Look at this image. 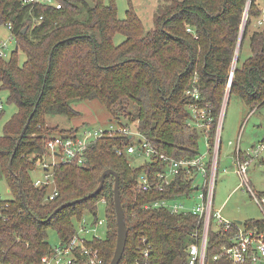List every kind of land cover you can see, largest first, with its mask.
<instances>
[{"label": "trees", "instance_id": "obj_1", "mask_svg": "<svg viewBox=\"0 0 264 264\" xmlns=\"http://www.w3.org/2000/svg\"><path fill=\"white\" fill-rule=\"evenodd\" d=\"M92 1L94 7L82 0L39 2L30 7L22 5V0H0V26L11 24L16 42L9 58L0 55V90H8L7 101L18 107L0 135V177L12 193V199L3 201L8 207L0 215V264H41L43 255L53 247L48 241L49 228L57 230L59 241L70 240L77 231L75 220L82 221L85 211L93 212L98 221L97 207L103 200L107 233L91 242L101 250L103 264H110L118 235L113 174L106 175L97 195L52 216L59 205L93 192L106 169L119 175L129 229L120 264H135L141 259L143 238L151 246L150 264H186L190 245L200 241L199 217L191 212L175 214L144 206L156 200L189 196L195 188L175 178L166 187L139 190L138 175L150 169L160 170L163 164L140 161L132 165L126 153L118 154L119 148L134 144L130 135L106 133L90 143L84 166L74 160L56 163L53 179L58 195L52 201L44 198L47 188L34 186L30 172L47 151L46 139L56 134H76L78 128L50 126L48 120L79 116L80 112L71 105L77 99L103 102L112 120L135 126L165 155H199L200 139L205 134L212 152L215 126L249 1L169 0L159 8L155 27L147 33L133 6L126 18L120 19L116 0ZM250 1L228 97L237 94L252 111L264 103V31L252 32L251 55L240 63L244 40L263 5V0ZM116 33L126 36L119 45L114 44ZM20 52L26 55L22 63ZM195 87L197 100L186 95ZM194 102L206 106L212 117L207 132L189 125V104ZM122 117L131 124L121 122ZM242 223L249 228L263 224V219ZM234 226L231 231H209L205 264H232L214 255L236 232L238 225Z\"/></svg>", "mask_w": 264, "mask_h": 264}, {"label": "built area", "instance_id": "obj_2", "mask_svg": "<svg viewBox=\"0 0 264 264\" xmlns=\"http://www.w3.org/2000/svg\"><path fill=\"white\" fill-rule=\"evenodd\" d=\"M43 2L52 4L54 0H22V5H28L30 7L35 6L37 3ZM56 7L60 8V4H56ZM260 30L264 31V0L260 17L258 18ZM9 29H12V25H8ZM191 31V29H188ZM8 39L0 45V55L6 57V50L9 49L11 40H14V36L11 33ZM236 57L233 61V67L230 71L227 79V88L224 99L223 108L220 111L219 120L215 126V135L213 141V150H208V137L205 134V145H207V151L201 152L199 155L189 158H175L171 155H165L159 152L149 139L138 131L135 126H128L127 124H119L115 126L110 124L108 127L97 129H85L76 132L71 137H62L56 135L46 139L45 148L46 152L42 154L35 162L36 166L42 168L45 173L41 178L33 180V184L36 188H47L45 195L46 201H52L57 198L58 190L53 179V171L49 172L50 168L54 170L56 163L58 162H72L73 160L79 165L87 163L85 153L87 147L93 141L103 137L106 133L114 134L121 132L125 135H130L133 138L134 144L129 145L125 149L119 148L118 154L126 153L131 155L133 160L147 161L152 164L160 162L163 164L160 170H147L142 172L137 177L136 187L139 190L147 191L152 187L159 186L160 188L168 186L175 178H181L184 182L191 183L195 188V191L184 197H174L169 199H161L153 201L152 203L145 204V208H159L165 209L172 213H186L191 212L198 216L201 220L202 230L199 238V242H195L190 245L188 249L189 260L186 264H205V254L208 243V234L212 230V223L218 224L217 230L223 229L225 231H231L234 225H238L235 233L229 238V242L222 244L218 250V253L214 255L215 259L225 257L232 264H264V195H258L253 190L250 184L249 176H247L248 166L253 161V158H259L264 152V139L261 142L256 143L254 146L246 150L241 151V131L238 138L235 141L230 140L229 144L236 146L235 164L236 173L241 177L243 185H246L247 191L250 192L257 205L263 212V224H256L249 228L244 226V223H238L237 221H228L222 216L220 210L217 212L213 208V201L215 198V188L217 183V170L219 166V155L221 152L222 142V120L223 110L226 103L229 100V90L233 83L234 70H235ZM187 96H191L196 100L199 99L198 88L189 89L186 91ZM5 109V103L0 100V113ZM191 118L189 125L195 129H202L207 132L210 124H212V117L208 112L206 106H201L199 103L194 102L189 104ZM35 156V155H33ZM151 164V165H152ZM193 199V204L189 205L186 200ZM5 199L0 195V215H3L2 211L4 207H8V203H3ZM105 203V200H103ZM82 220H85L84 218ZM85 223V222H84ZM104 224V222L97 221L94 224ZM107 225V223H106ZM76 233L73 237L66 241H59L58 244L52 247V249L43 255L41 264H103L104 259L101 255V250L93 244L91 241L98 236V228L96 226L88 227L84 224L79 225ZM96 233L90 238L86 237L90 233ZM198 237V233L195 234ZM144 245L140 247L141 259L135 264H150L151 246L147 244L146 238L142 239Z\"/></svg>", "mask_w": 264, "mask_h": 264}, {"label": "rangeland", "instance_id": "obj_3", "mask_svg": "<svg viewBox=\"0 0 264 264\" xmlns=\"http://www.w3.org/2000/svg\"><path fill=\"white\" fill-rule=\"evenodd\" d=\"M167 1L169 0H116V4L118 5V17L120 19H125L127 12L130 10L131 6H133L135 11L140 16L141 20H143L145 32L147 33L150 29L155 27V15L159 11V8L161 6L167 4ZM247 19L248 17H244L243 32L247 24ZM260 29L261 27L259 26L258 21H253L251 27L249 28L248 35L245 38L243 46L241 48L242 50L240 63H242L245 58L251 55L250 35L253 31H258ZM243 32L241 33V35L243 34ZM11 33L12 32L9 29L8 25L0 26V45L8 39L10 40L9 36ZM125 40L126 36L122 33H116L114 36L115 45H119ZM11 43L12 44L10 45L9 49L6 50L7 53L5 58H9L11 52L16 48L15 40H11ZM19 55L20 63H22L23 61H25L26 55H24L23 52H20ZM7 98L8 90H0V100L5 103L4 112L0 117V135L3 134L4 127L8 123L10 118L18 111L17 105H15L14 103H9L7 101ZM71 105L75 110L80 112L79 116L73 117L71 119L66 117H55V119H49L48 124L50 126L59 124L66 130L71 129V127L78 128L77 132L88 128L97 129L108 127L111 123L115 126L119 125V121L112 120L114 118L111 116L109 110L103 104V102L97 99L72 100ZM223 113V132L221 142L222 148L218 160V177L215 188L216 193L213 201V208L216 212L217 210H220L222 216L225 217L228 221L239 220L241 222H245L249 219L260 220L263 218V212L251 196L250 192L247 191L246 185H243L241 177L236 173L235 160H233V153H235L236 146H232L229 144L230 137H227V134L230 132L234 133L233 136H231V139H233L232 141H235L237 139V134H239V132L241 131L242 140L240 144H242L243 150L247 149V145L251 146V144L249 145V143L255 142L259 138H261L264 135V103L261 105V107H257L256 109L251 111L250 108H248L246 102L240 96L232 93L229 96V100L224 107ZM120 121L129 123V121L123 117ZM200 145L201 151L203 153L206 152L207 145H205V138L201 137ZM128 159L132 165H139L140 163V161L133 160L131 155H128ZM252 160L253 161L248 166L247 176H249L250 184L253 190L256 191L258 195H263L264 152H262L259 158H253ZM52 171L53 169L50 168L49 172L52 173ZM44 173L45 171L39 167L31 171L30 175L32 178V182L34 179L41 178ZM0 195L4 199H12V193L9 191L8 184L1 177ZM186 202L191 205L194 201L193 199H188L186 200ZM97 212V220H102L104 224H94L96 219L95 214L89 211H85V214L83 216L85 220H75V224L77 225V227L81 224H84L88 227L96 226L98 228V236L104 238L107 233V212L106 204L103 201H100L98 203ZM212 224V231L217 230L219 225L215 223ZM94 234L96 233H90L86 237L90 238ZM48 241L52 246L58 244L59 237L57 230L49 228Z\"/></svg>", "mask_w": 264, "mask_h": 264}, {"label": "water", "instance_id": "obj_4", "mask_svg": "<svg viewBox=\"0 0 264 264\" xmlns=\"http://www.w3.org/2000/svg\"><path fill=\"white\" fill-rule=\"evenodd\" d=\"M82 1H85L89 6L91 7H94V3L92 0H82ZM248 5H247V8L245 10V13H244V17L247 18V13H248V10H249V6H250V3L251 1L248 0ZM243 24H242V27H241V32H243ZM27 28L24 30L26 31ZM244 34V33H243ZM242 34V35H243ZM242 35L240 36V39L238 41V44H237V51H236V60H237V56H238V53L240 51V45H241V41H242ZM236 63V62H235ZM29 125V122L25 125L22 133L20 134V139L18 140L15 148H14V155L16 154L17 152V149L19 147V144L20 142L22 141V139L24 138V134L27 130V127ZM113 174L115 176L114 180H115V185H114V201H115V211H117V227H118V235H117V240H116V243H117V247H116V250H115V253L112 257V261L110 262V264H120L121 261H122V257H123V254L125 252V249H126V246H127V238H128V233H129V229L126 225V221H125V211L123 210V205H122V199H121V195H120V179H119V175L113 170V169H106L104 170V172L100 175L99 177V180H100V183L98 185V187L93 191V192H90L88 195L82 197V198H78V199H74L73 201H69V202H65L61 205L58 206V208H56L52 213V216L58 214V211H60L61 209L67 207V206H72L74 203H78L80 201H84V200H87L89 199L90 197H94V195H97L103 188L104 184H105V177L107 174ZM24 198V197H23ZM25 200V198H24ZM51 216V217H52ZM238 223H241V221L239 220H236Z\"/></svg>", "mask_w": 264, "mask_h": 264}, {"label": "crops", "instance_id": "obj_5", "mask_svg": "<svg viewBox=\"0 0 264 264\" xmlns=\"http://www.w3.org/2000/svg\"><path fill=\"white\" fill-rule=\"evenodd\" d=\"M253 111V110H252ZM240 133V132H239ZM233 134L234 133H232V132H230V133H228L227 134V137H230V140H233V139H231V136H233ZM238 135L239 134H237V136H236V138H238ZM264 139V135L261 137V138H259L257 141H255V142H252V143H249V145L251 144V146H246L247 147V149H249L250 147H252V146H254L256 143H258V142H261L262 140ZM230 140H229V142H230ZM235 140V139H234ZM241 140H242V138H241ZM230 145H232V146H234V144H230ZM241 151L242 152H246V150H243V147H242V144H241ZM235 151H236V148H235ZM235 155H236V152L235 153H233V160H235ZM236 161V160H235ZM235 167H236V164H235ZM229 175V174H228ZM236 221V220H235Z\"/></svg>", "mask_w": 264, "mask_h": 264}]
</instances>
